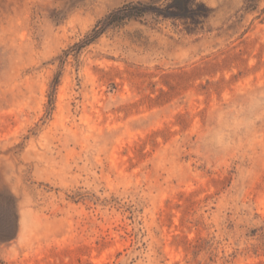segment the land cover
I'll use <instances>...</instances> for the list:
<instances>
[{
  "label": "rangeland",
  "instance_id": "1",
  "mask_svg": "<svg viewBox=\"0 0 264 264\" xmlns=\"http://www.w3.org/2000/svg\"><path fill=\"white\" fill-rule=\"evenodd\" d=\"M190 1L0 0V264H264V0Z\"/></svg>",
  "mask_w": 264,
  "mask_h": 264
},
{
  "label": "trees",
  "instance_id": "2",
  "mask_svg": "<svg viewBox=\"0 0 264 264\" xmlns=\"http://www.w3.org/2000/svg\"><path fill=\"white\" fill-rule=\"evenodd\" d=\"M154 9L159 15L166 13V15H164L165 17L174 19H188L194 14L190 0H183V3L180 6L175 4V0H172V2L167 5L165 10L156 7H154ZM151 10L152 7H149V5L142 2L126 3L120 8L110 12L104 19L100 20L92 30L91 34L87 36L83 44L87 45L92 43L94 40L99 38L108 27L121 26L132 19L143 17Z\"/></svg>",
  "mask_w": 264,
  "mask_h": 264
}]
</instances>
